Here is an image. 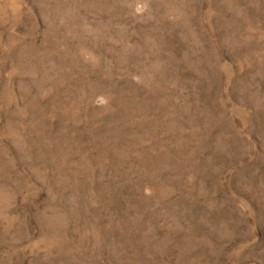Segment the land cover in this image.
<instances>
[{
	"label": "rangeland",
	"instance_id": "374dc122",
	"mask_svg": "<svg viewBox=\"0 0 264 264\" xmlns=\"http://www.w3.org/2000/svg\"><path fill=\"white\" fill-rule=\"evenodd\" d=\"M0 264H264V0H0Z\"/></svg>",
	"mask_w": 264,
	"mask_h": 264
}]
</instances>
